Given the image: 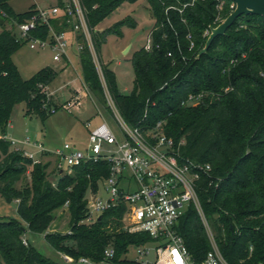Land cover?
Segmentation results:
<instances>
[{"label":"trees","instance_id":"1","mask_svg":"<svg viewBox=\"0 0 264 264\" xmlns=\"http://www.w3.org/2000/svg\"><path fill=\"white\" fill-rule=\"evenodd\" d=\"M10 1L0 0V8L9 16H0L2 134H6L12 112L20 103L26 105V115L36 114L43 120L53 114L52 109L63 108L55 105L46 91L57 76L55 70L44 67L24 79L13 61L26 41L20 39L15 26L8 29V24L26 22L36 10L33 5L17 13ZM80 1L97 55L107 35H120L122 25L136 24L126 20L105 31L96 30L123 2L135 0ZM147 1L155 18L150 34L153 48L147 51L143 47L133 54L135 77L129 94L119 92L116 74L108 64H102L107 88L129 126L146 133L163 121L164 133L174 139L185 160L211 166L201 174L197 194L227 263L264 264V17H238L199 56L210 28L233 11L232 0ZM56 27L65 30L68 25L64 22ZM31 35L45 39L48 28L38 25ZM77 40L83 44L79 53L82 83L110 113L88 43L82 35ZM190 95L195 101L188 104ZM50 166L51 160L32 164L10 142L0 139V195L7 202L18 201L20 217L0 219V264H59L29 242L24 244L27 229L44 233L55 251L75 260L87 257L100 261L105 249L112 246L116 261L140 264L126 256L131 248L145 246L153 238L123 229L124 206L104 212L90 224L85 222L89 217L87 191L97 190L102 178L108 176V163H86L74 167L70 174L55 168V183L48 178ZM27 175L30 182L19 188L17 184ZM64 207L70 215V233L48 232L55 211ZM177 229L191 259L201 264L212 246L193 204Z\"/></svg>","mask_w":264,"mask_h":264},{"label":"built area","instance_id":"2","mask_svg":"<svg viewBox=\"0 0 264 264\" xmlns=\"http://www.w3.org/2000/svg\"><path fill=\"white\" fill-rule=\"evenodd\" d=\"M34 6L36 13L29 20L23 23L12 21L11 24H8L10 27L8 29L15 26L20 39L26 41L31 49H48L53 52L54 61L65 60L68 64L72 63L69 55L71 45L69 33L74 36L78 55L83 49V44L77 40V36L82 35L92 52L104 87L110 116L114 119L120 134H116L112 129L105 113L98 111L99 124L94 125L92 121L85 123V128L88 130V146L85 151L69 143L64 144L61 149L49 151L41 144L30 143L29 140H16L7 134L0 135V139L10 142L11 147L32 160V164L42 163L45 154L53 155L57 159L55 168L61 173H71L74 167L86 163L107 162L109 174L102 178L107 198L98 195L100 186L97 190L91 189L92 195L87 202L88 218L92 219V217H98L114 207L124 206L123 229L130 233H147L153 238V243L157 245L154 262L140 260L141 257L149 254V250L145 246L133 247L136 248L135 256L130 257L128 254L126 257L129 259L140 264H198L191 259L183 237L177 229L179 220L186 209L193 204L200 214L212 246L211 251L201 264H228L217 246L197 194V185L201 174L208 172L211 166L185 160L174 139L164 133L163 121H159L146 133L125 122L107 88L102 67L101 71L99 70V59L95 57L91 47V44L93 45L92 35L85 9L80 0H56V4L46 8H42L35 2ZM230 7L234 10L235 2L232 1ZM0 16L9 18L6 11L1 8ZM64 22L68 28L58 30L56 25L62 26ZM38 25L48 28V37L45 39L31 35ZM144 48L147 51L152 50L151 36L148 37ZM82 87L83 89L77 92L74 101L76 102L83 95H87L97 106V101L90 95L83 83ZM194 101V96L190 95L187 103ZM70 104L73 102H66L62 107L67 108ZM55 112L52 109V113ZM29 147H34L41 157H38L35 152L29 151ZM63 164H66L67 171L64 170ZM23 242L27 244L25 239ZM115 256V249L109 246L104 251V258L100 261H93L87 257H80L77 260L67 255L63 257L66 262L75 264H122L115 260Z\"/></svg>","mask_w":264,"mask_h":264},{"label":"rangeland","instance_id":"3","mask_svg":"<svg viewBox=\"0 0 264 264\" xmlns=\"http://www.w3.org/2000/svg\"><path fill=\"white\" fill-rule=\"evenodd\" d=\"M35 2L42 8L56 4V0H11L10 6L17 13H21L29 10ZM126 20L130 23L134 21L136 24L134 26L129 24L122 25L120 35L116 33L107 35L105 42L101 44L99 56L91 44L95 57L99 59V70L101 71L102 64L110 66L116 74L117 88L122 94H129L133 89L135 75L131 60L133 54L145 46L154 28L155 18L152 10L147 0L125 1L96 28L98 31H105L112 28L115 24ZM222 22L223 20L220 21V23ZM8 28L10 27L8 26ZM1 31L2 28L0 27ZM73 53L71 64H68L65 60L57 62L53 60L52 51L48 49L33 50L25 43L13 55V61L24 79L30 78L44 67H51L55 70L57 76L48 86V93L52 96L53 102L57 106L64 105L66 102H73V104H70L67 108H59L58 111L50 114L45 120L36 114L26 115V105L24 103L16 105L6 128V134L9 137L41 144L49 151L61 149L66 143L85 151L88 146V130L85 128L84 123L90 119L94 125L99 124L98 111L105 113L112 129L116 134H120V130L116 126L114 119L111 118L110 113L104 111L99 103H96V106L87 95H83L76 102L74 101L78 94L77 92L82 90L83 87L80 59L75 46ZM0 135H2L1 130ZM28 150L37 154L31 148H28ZM37 156L41 157L40 154H37ZM46 160H51V166L47 170L48 178L55 183L57 176L54 169L57 159L53 155H49L43 157V162ZM63 165L64 170L67 171L66 164ZM30 180V175H27L17 186L19 188L24 187ZM91 189L93 188H89L87 191V202L92 195ZM98 195L102 198H107L103 182L100 183ZM17 207L18 203L16 201L7 202L0 195V219L14 218L20 220ZM54 215L55 220L49 227L48 232L70 233V215L67 207L55 211ZM96 218V216L92 217V219L88 218L85 222L90 224ZM122 223L124 225L123 220ZM23 226L26 227L24 222ZM23 238L46 257L59 264H68L63 259V254L55 251L46 241L44 233H36L27 229ZM156 247L157 245L153 242L145 245V248L149 250V254L141 257L140 260L154 262L156 260ZM135 251L136 248H131L129 256H135Z\"/></svg>","mask_w":264,"mask_h":264},{"label":"water","instance_id":"4","mask_svg":"<svg viewBox=\"0 0 264 264\" xmlns=\"http://www.w3.org/2000/svg\"><path fill=\"white\" fill-rule=\"evenodd\" d=\"M235 2V9L216 27L210 28V34L205 44V47L200 51L199 56L206 52L212 41L220 35L225 34L227 29L234 21L242 15H260L264 17V0H232ZM198 56V57H199Z\"/></svg>","mask_w":264,"mask_h":264},{"label":"crops","instance_id":"5","mask_svg":"<svg viewBox=\"0 0 264 264\" xmlns=\"http://www.w3.org/2000/svg\"><path fill=\"white\" fill-rule=\"evenodd\" d=\"M69 37H70V40H71V45H70V47H69V55H70V59H72L71 57H72V54H74L73 53V50H74V46H75V40H74V36H72V34L71 33H69ZM46 91H47V93H48V87H46ZM48 95L50 96V94L48 93ZM52 97V96H51ZM87 121H92V120H87ZM86 123V122H85ZM84 123V124H85ZM85 126V125H84ZM29 148H31V149H33V150H35L36 151V149L34 148V147H29ZM17 203H18V201H16Z\"/></svg>","mask_w":264,"mask_h":264}]
</instances>
